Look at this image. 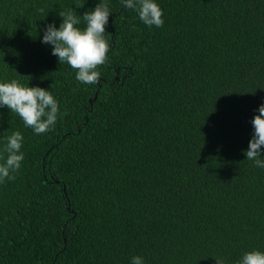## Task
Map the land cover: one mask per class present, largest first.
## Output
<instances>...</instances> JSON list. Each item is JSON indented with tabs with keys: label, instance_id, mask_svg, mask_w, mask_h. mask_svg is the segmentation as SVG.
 Here are the masks:
<instances>
[{
	"label": "trees",
	"instance_id": "1",
	"mask_svg": "<svg viewBox=\"0 0 264 264\" xmlns=\"http://www.w3.org/2000/svg\"><path fill=\"white\" fill-rule=\"evenodd\" d=\"M98 2L0 0V79L58 101L43 134L0 107V136L20 131L24 152L0 183V264H233L264 251V169L245 156L264 100V0H157L158 28L108 0L107 59L82 84L41 28Z\"/></svg>",
	"mask_w": 264,
	"mask_h": 264
},
{
	"label": "clouds",
	"instance_id": "2",
	"mask_svg": "<svg viewBox=\"0 0 264 264\" xmlns=\"http://www.w3.org/2000/svg\"><path fill=\"white\" fill-rule=\"evenodd\" d=\"M124 9L133 10L139 20L148 28L161 27L163 10L157 0H119ZM112 13L108 0H99L93 9L78 15L73 8L58 12L61 21L49 22L41 28V43L51 48V54L59 63L67 64L75 70V79L82 84H95L101 73L98 66L107 59L109 43L105 38L109 14ZM84 22V27L79 25ZM0 107H7L31 128L34 134L49 131L56 123L58 101L50 90L29 86L17 79H0ZM252 135L245 151L247 160L264 169V100L255 109L251 119ZM23 135L20 131L0 136V183L11 181L20 169L24 159L22 151ZM216 264H226L223 257L215 258ZM129 264H146L142 255H132ZM233 264H264V251L252 249L244 251Z\"/></svg>",
	"mask_w": 264,
	"mask_h": 264
},
{
	"label": "water",
	"instance_id": "3",
	"mask_svg": "<svg viewBox=\"0 0 264 264\" xmlns=\"http://www.w3.org/2000/svg\"><path fill=\"white\" fill-rule=\"evenodd\" d=\"M96 97V94L94 95V98Z\"/></svg>",
	"mask_w": 264,
	"mask_h": 264
}]
</instances>
